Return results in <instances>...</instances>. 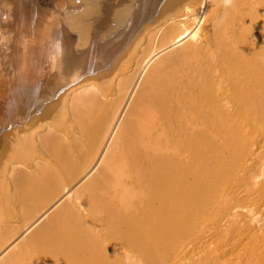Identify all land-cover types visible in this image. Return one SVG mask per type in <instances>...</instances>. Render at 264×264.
<instances>
[{"label":"bare ground","instance_id":"bare-ground-1","mask_svg":"<svg viewBox=\"0 0 264 264\" xmlns=\"http://www.w3.org/2000/svg\"><path fill=\"white\" fill-rule=\"evenodd\" d=\"M0 264H264V0H0Z\"/></svg>","mask_w":264,"mask_h":264}]
</instances>
